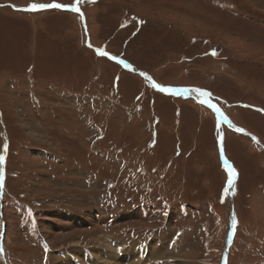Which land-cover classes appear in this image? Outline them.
<instances>
[{
  "label": "rangeland",
  "instance_id": "374dc122",
  "mask_svg": "<svg viewBox=\"0 0 264 264\" xmlns=\"http://www.w3.org/2000/svg\"><path fill=\"white\" fill-rule=\"evenodd\" d=\"M0 156V264H264V0H0Z\"/></svg>",
  "mask_w": 264,
  "mask_h": 264
},
{
  "label": "bare ground",
  "instance_id": "6f19581e",
  "mask_svg": "<svg viewBox=\"0 0 264 264\" xmlns=\"http://www.w3.org/2000/svg\"><path fill=\"white\" fill-rule=\"evenodd\" d=\"M39 3H41V1H37ZM185 2V1H184ZM183 2V3H184ZM174 4H177L178 6L182 7L181 4H178L177 2H173ZM192 3V2H191ZM195 3V2H194ZM193 4V3H192ZM198 4V3H197ZM186 7V6H185ZM120 81H121V78H120ZM208 92V91H207ZM209 93V92H208ZM209 99V98H207ZM196 102V104H202L201 101L199 100H194ZM208 103V102H207ZM209 103H211L210 99H209ZM204 105V104H203ZM90 220V219H89ZM89 220H86L89 222ZM82 221V220H80ZM84 223V222H83ZM81 223V224H83ZM91 223V222H89ZM77 232L79 233H83L84 230H76ZM86 231V230H85ZM84 233H90V232H84ZM101 241L103 242V245L106 243L107 245V255L106 258H113L114 259V262H110V260H108L109 262L105 261V264H122L124 262H126V264H149V262H147V260H149V257L150 256H153V253L152 254H148V252H145L147 249H146V246H137V247H130L128 246L129 244H127L126 242H123L122 243H116V244H110L108 243V237H106V240L105 238H100ZM160 239V238H159ZM95 240V239H93ZM126 243V244H124ZM153 243V242H152ZM151 243V244H152ZM155 243V242H154ZM160 243V242H159ZM138 245V244H137ZM149 247V246H148ZM169 247V246H168ZM167 250V249H166ZM105 251V250H104ZM103 251V252H104ZM102 250H100L98 253H101ZM98 253L97 255H95V258L98 257ZM111 253H113V255H111ZM74 258V257H73ZM126 258H130V261H126ZM86 259H87V263L88 264H91V253L89 252L88 255H84V258H83V261L86 262ZM118 259V260H117ZM82 260V259H81ZM104 260V259H103ZM76 261V260H75ZM98 261V259H97ZM67 262V261H66ZM65 262V263H66ZM69 262L72 264L73 261H70ZM63 263V262H62ZM86 263V264H87ZM171 263V262H170ZM76 264H79V262H76ZM100 264H104V263H100ZM162 264V263H161Z\"/></svg>",
  "mask_w": 264,
  "mask_h": 264
},
{
  "label": "snow or ice",
  "instance_id": "6c2138e0",
  "mask_svg": "<svg viewBox=\"0 0 264 264\" xmlns=\"http://www.w3.org/2000/svg\"><path fill=\"white\" fill-rule=\"evenodd\" d=\"M79 2V0H78ZM48 7H64L63 5H59V4H51V5H42V4H31L28 8L26 9H18V10H21V11H36V10H39V9H42V8H48ZM78 11V9H76ZM99 54L100 55H107V53L103 52L102 50H98ZM113 59H115V57H112ZM153 87H156L158 90L162 91V92H172V93H177V92H187L189 91L188 89H180V90H177V89H171V88H165L159 84H155L153 83ZM192 91H196L198 92V94L200 96H203L205 97V100H202L201 103H206L207 102V97L210 95V93H208L207 91H202V90H199V89H193ZM212 107L215 108V105H211ZM217 112H219V109L217 108L216 109ZM221 118L224 119V117L222 116L221 114ZM236 131L238 132H243L244 130L243 129H239L237 128ZM223 138L221 137V142H222ZM4 161V157L3 156H0V163H3ZM225 164L227 165V168H228V173H229V179H228V187L225 189V191L227 192L229 189H232L233 188V184H234V179L235 177L237 176V171L236 169L227 163V161H225ZM2 171H0V187L3 186V181H2ZM233 194H235L233 192ZM236 226V221L235 219L233 220V227Z\"/></svg>",
  "mask_w": 264,
  "mask_h": 264
},
{
  "label": "water",
  "instance_id": "95a60500",
  "mask_svg": "<svg viewBox=\"0 0 264 264\" xmlns=\"http://www.w3.org/2000/svg\"><path fill=\"white\" fill-rule=\"evenodd\" d=\"M27 8H28V7H27ZM50 8H51V7H48V8H42V9H50ZM52 8H53V7H52ZM59 8H60L61 10H66V11H72V10H75V9H76V7H74V6H72V7H59ZM25 9H26V8H25ZM98 50H101V49H95V52H96V54H97L98 56H100ZM102 51H103V50H102ZM103 52H105V51H103ZM105 53H107V55H103V56H106L107 58L112 59L114 62L120 64L125 70H129V71L136 72V73L140 74L141 76H143L144 78H147V79H149L150 81H152L153 83L157 84L156 82H154L152 76L148 75L147 73L137 70V69L134 68L130 63H128V62H126V61H124V60H122V59H118V58L113 59L112 56L110 55V53H108V52H105ZM168 88H171V87H168ZM171 89H177V90H180V89L175 88V87H172ZM168 93H172V92H168ZM183 93H184L183 91L180 92V94H183ZM172 94H178V92H177V93H172ZM193 98H194L195 100H198V98H197L196 96L193 97ZM209 99H210L211 103H207V102H206V103H202V104H204L205 106L209 107L211 110H213L214 112L217 113L216 109H217V108L219 109L218 104L213 103L212 100H211V98H209ZM211 105H215V108L212 107ZM216 107H217V108H216ZM217 115H218V114H217ZM224 120H225V119H221V118H219V123L221 122L222 124H225V121H224Z\"/></svg>",
  "mask_w": 264,
  "mask_h": 264
},
{
  "label": "crops",
  "instance_id": "0c3cea01",
  "mask_svg": "<svg viewBox=\"0 0 264 264\" xmlns=\"http://www.w3.org/2000/svg\"><path fill=\"white\" fill-rule=\"evenodd\" d=\"M177 7H180V6H178V5H177ZM181 8H182V7H181ZM185 9H188L189 11H191V10H192V9H190V8H187V7H185Z\"/></svg>",
  "mask_w": 264,
  "mask_h": 264
},
{
  "label": "flooded vegetation",
  "instance_id": "af4514ba",
  "mask_svg": "<svg viewBox=\"0 0 264 264\" xmlns=\"http://www.w3.org/2000/svg\"><path fill=\"white\" fill-rule=\"evenodd\" d=\"M97 47V46H96ZM92 48V47H91ZM93 49V48H92ZM218 99V101H219V98H217ZM193 100H195L194 98H193Z\"/></svg>",
  "mask_w": 264,
  "mask_h": 264
},
{
  "label": "trees",
  "instance_id": "16d2710c",
  "mask_svg": "<svg viewBox=\"0 0 264 264\" xmlns=\"http://www.w3.org/2000/svg\"><path fill=\"white\" fill-rule=\"evenodd\" d=\"M96 54V53H95ZM142 70V69H141ZM119 78V77H118Z\"/></svg>",
  "mask_w": 264,
  "mask_h": 264
}]
</instances>
